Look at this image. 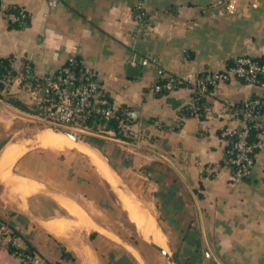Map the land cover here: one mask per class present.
Listing matches in <instances>:
<instances>
[{
  "label": "crops",
  "instance_id": "crops-1",
  "mask_svg": "<svg viewBox=\"0 0 264 264\" xmlns=\"http://www.w3.org/2000/svg\"><path fill=\"white\" fill-rule=\"evenodd\" d=\"M140 1L142 26L133 17ZM11 5L28 14L27 25L10 26ZM240 55L264 57V0H61L54 8L46 0H0V58L11 60L15 78L26 63L44 76L77 57L129 115L122 135L106 129L85 138L109 158L120 180L90 150L165 240L143 235L79 144L43 145L65 136L50 131L37 97L15 79L0 90V219L12 229L0 264H169L150 242L177 254L180 264H264V134L241 181L232 179L223 136L240 125L234 107L264 100V88L221 82L205 96L202 115L190 116L182 114L189 85L154 90L159 70L195 76ZM143 58L156 63L143 65Z\"/></svg>",
  "mask_w": 264,
  "mask_h": 264
},
{
  "label": "built area",
  "instance_id": "built-area-1",
  "mask_svg": "<svg viewBox=\"0 0 264 264\" xmlns=\"http://www.w3.org/2000/svg\"><path fill=\"white\" fill-rule=\"evenodd\" d=\"M52 8L58 6L61 0H46ZM11 22H19L26 17L25 13H9ZM133 17L140 25L146 23L147 13L144 1L136 4ZM143 65L156 63L154 58H143ZM162 81L154 84L156 92H168L183 85H189L192 89L190 101L187 108L194 114L199 109L197 101L206 96L208 90L214 89L221 82L236 79L249 84H258L264 88V57L254 58L249 55L237 56L231 64L222 70H213L204 78L199 74L195 76L166 75L159 70ZM15 79L20 83L23 90L37 97L40 117L51 127L68 128L67 130L77 132H88V122L91 116H100L104 120L102 131L109 120L117 121L116 131L122 134L126 130V120L117 115L114 104L103 93V86L94 70L84 66L83 62L70 57L56 74L36 75L29 63L24 64L19 75H8L4 78L8 87ZM264 100L259 97L251 98L242 107H234L236 115L240 119V125L226 128L224 137L234 136L231 149H228L226 164L231 170L233 181H241L246 178L254 163L261 139L250 141L252 130L258 136L264 134V122L261 120V107ZM12 229L7 222L0 225V246L4 243L10 244L12 240ZM17 254L31 263L38 262L37 258L30 252L17 251Z\"/></svg>",
  "mask_w": 264,
  "mask_h": 264
},
{
  "label": "bare ground",
  "instance_id": "bare-ground-1",
  "mask_svg": "<svg viewBox=\"0 0 264 264\" xmlns=\"http://www.w3.org/2000/svg\"><path fill=\"white\" fill-rule=\"evenodd\" d=\"M45 139H43V140H45ZM40 145H41V143H40ZM43 145H47V146L58 148V149H67V148L76 147L77 143L73 142V140H70L66 137H62V136H58V135H51L46 141L43 142ZM78 148L81 151H83L84 154H86V156H89V158H91V160L93 162H95L97 164V166L99 167L102 174L106 177V179H108L110 181V183L113 186L112 188H114L115 194L118 196L122 206L128 210V212L130 214L129 217H131L130 219H132V221L134 223L141 226V231H142L143 235L148 239H151L153 241L160 243L161 245H165V240L163 238V235H161V233H160L161 231L158 230L157 227H159V226H156L154 219L152 217L148 216L146 212L137 211L138 209L135 208L136 205H134V203L130 200L131 198L127 197L126 195H124L122 193V191L117 186V184L112 180L110 173L108 172V170L106 169V167L102 163V161L98 158V156L95 155L93 152H91L89 149H87L85 147H81L79 145ZM71 204H70V206H71ZM72 208H75V207H72Z\"/></svg>",
  "mask_w": 264,
  "mask_h": 264
},
{
  "label": "trees",
  "instance_id": "trees-1",
  "mask_svg": "<svg viewBox=\"0 0 264 264\" xmlns=\"http://www.w3.org/2000/svg\"><path fill=\"white\" fill-rule=\"evenodd\" d=\"M6 15H8L9 13H15V14H21V13H25L26 14V17L19 21V22H10V26L11 27H22V26H25L27 25L28 23V14L20 7L18 6H15V5H11L9 6L8 8H6ZM77 58V57H76ZM79 59V58H78ZM8 75H11V76H16V71L13 70L12 66H11V60L8 59V58H0V90L4 88L5 86V82H4V78ZM200 76L206 78L208 73H201L199 74ZM164 79H161L159 81H162ZM211 91V88L208 90L207 93H209ZM106 97H108L106 94H105ZM109 98V97H108ZM109 100L111 101V99L109 98ZM246 103V102H245ZM245 103L241 104V105H238V106H235V107H242ZM197 105L199 107V109L197 110V113L196 114H200L202 115V111L207 107V104H206V100H205V96L204 97H200L197 101ZM261 112L264 111V105L261 107ZM117 115H119L120 117L124 118V120H129L130 117L129 115L126 113V111L122 108L118 109L116 111ZM182 114L184 116H190V115H193L194 112H192V110L188 109L187 108V105L184 106L182 108ZM104 125V120L100 117V116H91L90 117V120L88 122V128L93 131V132H98V131H101L102 130V127ZM117 125V121L112 118L111 120H109L105 126V129H114ZM122 135V134H121ZM226 140H227V148H226V151L228 149H231L232 146H233V142L235 141V137L234 136H227L225 137ZM249 139L250 141H257L258 140V134L256 131L252 130L250 132V136H249ZM227 157H228V154L226 153V160H227ZM2 221L0 219V225H1Z\"/></svg>",
  "mask_w": 264,
  "mask_h": 264
},
{
  "label": "water",
  "instance_id": "water-1",
  "mask_svg": "<svg viewBox=\"0 0 264 264\" xmlns=\"http://www.w3.org/2000/svg\"><path fill=\"white\" fill-rule=\"evenodd\" d=\"M117 109H118V107L114 106V110L117 111ZM50 131L52 133L63 135L65 137H67V138H70L71 140H73L77 144H79L81 146H84V147L88 148L89 150H93L96 153H99L100 155H102V157L105 159L109 169L113 173V175L116 178V180H120V177H119L116 169L114 168V166L110 162L109 158L95 144H93L87 138H85L83 136H80L78 134H75V133H73V132H71L69 130L61 129V128L51 127ZM122 189H123V191L125 193H127V189H126L125 186H122ZM132 197H133L134 200H136L134 198V196H132ZM150 243H151L152 246H154L156 249H158L161 252V254L165 257V259L168 261L169 264H180L177 254H175L173 252H169L166 248H164L163 246H161V245H159V244H157L155 242H150Z\"/></svg>",
  "mask_w": 264,
  "mask_h": 264
},
{
  "label": "rangeland",
  "instance_id": "rangeland-1",
  "mask_svg": "<svg viewBox=\"0 0 264 264\" xmlns=\"http://www.w3.org/2000/svg\"><path fill=\"white\" fill-rule=\"evenodd\" d=\"M44 121V120H43ZM45 122V121H44ZM48 126H50L49 124H47ZM51 127V126H50ZM59 128H61V129H64L63 127H59ZM66 130L68 129V128H65ZM116 128H114V129H111L116 135H119L118 133H117V131L115 130ZM88 132H77V134L78 135H80V136H83V137H88L89 136V132H93V131H91L90 129H88L87 130ZM97 132V131H96ZM98 132H102V130L101 131H98ZM138 227H139V225L138 224H136ZM132 232H133V234H135L136 232H135V230L134 229H132Z\"/></svg>",
  "mask_w": 264,
  "mask_h": 264
}]
</instances>
